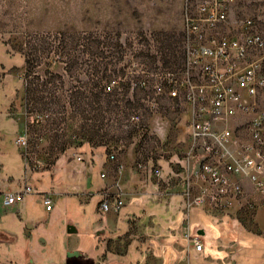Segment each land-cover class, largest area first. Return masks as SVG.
Masks as SVG:
<instances>
[{
  "label": "rangeland",
  "instance_id": "obj_1",
  "mask_svg": "<svg viewBox=\"0 0 264 264\" xmlns=\"http://www.w3.org/2000/svg\"><path fill=\"white\" fill-rule=\"evenodd\" d=\"M183 2L0 0V120L5 118L6 94L24 87L25 94L19 99L32 161L45 167L70 147L78 148L76 152L81 154L83 148L100 149L103 157L113 150L124 170L143 174L135 168L136 162H142L156 182L180 184L181 175L170 165L180 158L177 149L187 135L185 118L179 121L181 109L175 102L159 97L157 109L150 110L147 101L153 95L155 74L182 65ZM130 69L138 70L147 81L146 88L130 92L125 87L120 94L98 90L102 80ZM70 101L73 111L66 108ZM102 110L106 122L85 123V119L98 118ZM132 112L140 116L138 125L144 129L140 138L141 134L131 129L116 133V126L110 122L118 117L124 121ZM35 113L48 114V118L42 124L29 123ZM61 121L65 122L62 130H56L54 126ZM11 143L8 145L14 147ZM12 150L16 153L15 148ZM7 161L12 162L11 155ZM58 167V176L64 177L68 167ZM101 169L95 163L90 170L97 184ZM49 177L46 173L34 178L39 179L40 187L47 188ZM93 207L91 200L86 212ZM143 224L134 217L126 229L132 232ZM85 226L79 225L81 231ZM33 242L37 253L40 245L36 239ZM27 259L26 253L22 261L16 257L7 264H28Z\"/></svg>",
  "mask_w": 264,
  "mask_h": 264
},
{
  "label": "crops",
  "instance_id": "obj_2",
  "mask_svg": "<svg viewBox=\"0 0 264 264\" xmlns=\"http://www.w3.org/2000/svg\"><path fill=\"white\" fill-rule=\"evenodd\" d=\"M24 91L19 86L6 94L5 118L0 120V264L16 257L22 261L26 253L28 264H264V196L255 195L251 207L217 219L199 208L186 209L180 184L156 182L147 168L140 170L143 174L126 167L119 173L117 162L108 161L100 149L83 148L81 154L70 147L48 168L26 167L15 144L26 124L20 102ZM95 163L102 168L98 184L90 175ZM58 165H71L62 174L64 180L58 176ZM46 173L50 181L43 188L34 177ZM25 184L31 190L17 203H2L5 192H19ZM244 187L251 192L246 180ZM105 188L121 192L124 198L116 213L99 211V193ZM43 195L52 198L49 211L42 204ZM91 200L94 207L87 213ZM134 217L145 225L129 232L126 224ZM81 224L86 225L82 231ZM68 227L74 231L67 232ZM187 235L199 236V251ZM34 239L40 245L37 253Z\"/></svg>",
  "mask_w": 264,
  "mask_h": 264
},
{
  "label": "built area",
  "instance_id": "obj_3",
  "mask_svg": "<svg viewBox=\"0 0 264 264\" xmlns=\"http://www.w3.org/2000/svg\"><path fill=\"white\" fill-rule=\"evenodd\" d=\"M182 35V65L155 74L147 105L156 110L158 98L163 97L180 106L179 121L185 118L187 135L177 149L180 158L170 165L181 175L184 207L199 208L217 219L232 216L256 203L255 195L264 196V0H184ZM141 76L130 69L102 80L98 90L120 94L125 87L130 92L146 88ZM66 108L73 111L74 103L67 102ZM101 113L85 123L106 122V112ZM47 118L48 114L35 113L29 123L42 124ZM118 118L110 121L116 133L131 129L142 137L138 113H130L124 121ZM64 124L61 121L54 127L62 130ZM15 144L26 167L38 171L50 166L40 167L31 160L26 127L16 135ZM116 156L111 150L106 158L117 161L120 173L125 165ZM135 168L146 167L136 162ZM245 180L251 192L245 189ZM30 190L25 184L19 192H5L2 203H17ZM99 194L101 214L116 213L125 204L119 191L105 188ZM41 201L49 211L52 198L43 195ZM187 238L195 250L201 249L198 235Z\"/></svg>",
  "mask_w": 264,
  "mask_h": 264
},
{
  "label": "water",
  "instance_id": "obj_4",
  "mask_svg": "<svg viewBox=\"0 0 264 264\" xmlns=\"http://www.w3.org/2000/svg\"><path fill=\"white\" fill-rule=\"evenodd\" d=\"M73 231H74V228H73V227H68V228H67V232L70 233V232H73Z\"/></svg>",
  "mask_w": 264,
  "mask_h": 264
}]
</instances>
